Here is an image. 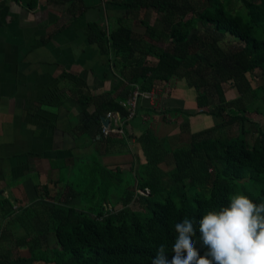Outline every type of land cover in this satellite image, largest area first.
<instances>
[{
  "label": "trees",
  "instance_id": "trees-1",
  "mask_svg": "<svg viewBox=\"0 0 264 264\" xmlns=\"http://www.w3.org/2000/svg\"><path fill=\"white\" fill-rule=\"evenodd\" d=\"M21 1L28 7L36 2ZM240 1L243 9L231 14L228 0H110L123 6L122 17L143 28L139 35L120 19L107 32L95 21L86 23L88 42L122 62L128 92L133 84L150 90L162 88L171 77L181 78L196 92V107L223 121L174 149L145 129L135 137L138 156L127 171L108 169L91 155L88 163L76 165L73 179L63 180L49 207L54 247L31 241L25 244L27 258L2 259L0 264H152L160 244L171 260L174 225L185 217L199 219L238 193L264 202V130L251 142L242 128L235 136L218 135L221 127L243 123L248 112L264 120V0ZM84 9L82 0L66 7L73 16ZM197 23L206 30L192 32ZM226 35L238 42H226ZM231 91L240 109L226 103ZM108 102L99 110L103 117L111 108L124 117L120 102ZM99 134L109 140L112 133ZM134 187L146 188L148 195L134 196ZM69 190L86 203L83 208L66 205ZM103 203H120L121 208L103 215ZM159 206L164 213L158 216ZM196 247L201 254L206 251L199 242Z\"/></svg>",
  "mask_w": 264,
  "mask_h": 264
},
{
  "label": "crops",
  "instance_id": "crops-1",
  "mask_svg": "<svg viewBox=\"0 0 264 264\" xmlns=\"http://www.w3.org/2000/svg\"><path fill=\"white\" fill-rule=\"evenodd\" d=\"M71 1L36 0L28 7L21 0H0V261L27 258L25 244L31 241L41 248L54 245L49 207L63 180L73 179L76 165L91 155L108 169L127 171L138 156L135 137L145 129L174 149L223 121L200 111L194 89L171 77L151 97L138 99L122 136L111 131L109 140L100 139L99 110L108 100L122 102L129 83L118 57L88 42L85 25L95 21L107 32L120 19L135 34L143 28L122 17L123 6L110 0H82L85 9L76 16L66 11ZM68 192L66 205H86Z\"/></svg>",
  "mask_w": 264,
  "mask_h": 264
},
{
  "label": "clouds",
  "instance_id": "clouds-1",
  "mask_svg": "<svg viewBox=\"0 0 264 264\" xmlns=\"http://www.w3.org/2000/svg\"><path fill=\"white\" fill-rule=\"evenodd\" d=\"M171 260L160 244L152 264H264V202L234 194L227 205L174 225ZM198 236V239L195 237ZM206 251L201 254L196 244Z\"/></svg>",
  "mask_w": 264,
  "mask_h": 264
},
{
  "label": "rangeland",
  "instance_id": "rangeland-1",
  "mask_svg": "<svg viewBox=\"0 0 264 264\" xmlns=\"http://www.w3.org/2000/svg\"><path fill=\"white\" fill-rule=\"evenodd\" d=\"M239 9H243L242 7V3L240 0H228L227 2V10L233 14L236 11H238ZM206 30L202 27L201 24L197 23L195 28L192 30V32H199V31H203ZM208 32L213 33L210 29H208ZM215 34V33H214ZM217 36H219L217 34ZM226 40V42H238L236 38L226 35L223 36ZM240 43L244 44V41L239 40ZM255 82L258 81L259 77L255 76L254 78ZM253 79L251 78V81ZM253 83V82H252ZM232 92V91H231ZM229 93V92H228ZM236 92L234 91L233 94H229L227 99V104L228 106H230V108H235V109H240V104L239 102H237L235 99L237 98V95H235ZM246 114V113H245ZM247 119L244 120L243 123H234L228 127H225L223 130H219V134L218 135H222L225 134L227 136H235L240 134V128L243 129V137L248 141L251 142L252 140H254L257 136V131L260 129L264 130V120L261 119V117L259 115H256L254 112H248L247 114ZM250 121H252L254 123V125L250 124ZM257 123V124H256ZM163 208L159 206V210L157 211V215H163ZM55 245V243H54ZM53 245V247H54Z\"/></svg>",
  "mask_w": 264,
  "mask_h": 264
},
{
  "label": "built area",
  "instance_id": "built-area-1",
  "mask_svg": "<svg viewBox=\"0 0 264 264\" xmlns=\"http://www.w3.org/2000/svg\"><path fill=\"white\" fill-rule=\"evenodd\" d=\"M151 94H152V89L141 90L136 84H133L132 88L127 93L125 99L122 102H120V105L125 109L126 112L124 117H121L118 113L114 114L110 111H107L104 115V118H106L108 122L105 126L101 125L100 128L101 134L105 136L111 131L122 134L124 123L130 118H132V116L134 115L138 99H140L141 97L149 98L151 97ZM109 121L112 122V126H109ZM133 192H134V196L148 195V190L146 188L140 189L134 187ZM102 207H103V215H106L107 213H113L115 210H117L114 207H111L108 203H103Z\"/></svg>",
  "mask_w": 264,
  "mask_h": 264
},
{
  "label": "water",
  "instance_id": "water-1",
  "mask_svg": "<svg viewBox=\"0 0 264 264\" xmlns=\"http://www.w3.org/2000/svg\"><path fill=\"white\" fill-rule=\"evenodd\" d=\"M100 121H101L103 126H105L107 124V122H108L107 119L104 118L103 116L100 117Z\"/></svg>",
  "mask_w": 264,
  "mask_h": 264
}]
</instances>
